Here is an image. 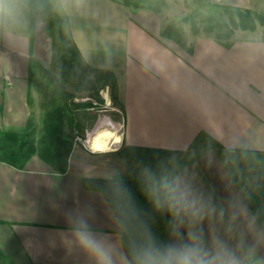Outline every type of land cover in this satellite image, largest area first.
<instances>
[{
    "label": "crops",
    "instance_id": "0c3cea01",
    "mask_svg": "<svg viewBox=\"0 0 264 264\" xmlns=\"http://www.w3.org/2000/svg\"><path fill=\"white\" fill-rule=\"evenodd\" d=\"M207 1L254 8L253 0ZM64 16L84 63L115 75L123 126L116 114L113 122L98 118L87 133L103 132L94 139L99 151L73 147L63 175L37 157L22 170L0 163V248L6 255L20 264H92L75 245L69 214L86 216L96 232L123 245L120 221L105 197L86 190L83 180L126 178L132 163L119 156L124 147L184 153L203 139L215 147L175 176L217 206H247L216 145L264 153L262 38L241 32L225 48L204 34L183 33L185 48L180 47L162 37L161 13L111 0H87L82 10ZM29 25L24 15L21 25L0 29V129L5 131L23 132L32 112L30 60L37 56L42 30L34 19L30 53ZM104 101L114 113L110 100Z\"/></svg>",
    "mask_w": 264,
    "mask_h": 264
},
{
    "label": "clouds",
    "instance_id": "9594fccd",
    "mask_svg": "<svg viewBox=\"0 0 264 264\" xmlns=\"http://www.w3.org/2000/svg\"><path fill=\"white\" fill-rule=\"evenodd\" d=\"M58 14L82 10L87 0H52ZM28 0H0V29L22 23ZM139 180L145 198L166 214L167 239L149 224L129 232L126 248L96 232L84 215L72 218L75 245L92 264H264V223L244 204L217 206L179 177L145 167ZM122 187V182H121Z\"/></svg>",
    "mask_w": 264,
    "mask_h": 264
},
{
    "label": "rangeland",
    "instance_id": "374dc122",
    "mask_svg": "<svg viewBox=\"0 0 264 264\" xmlns=\"http://www.w3.org/2000/svg\"><path fill=\"white\" fill-rule=\"evenodd\" d=\"M252 2L254 8L250 11L264 16V0ZM213 6L207 0H166L165 7L163 11L161 10L164 27L174 26L182 34H193L190 21L198 24L201 29L205 18L228 23L224 11ZM32 13L42 30L36 49L37 56L33 57V67L29 78L30 103L32 104L29 118L34 120L37 136L41 135L44 116L66 103L71 104L72 113L79 125L76 131H70L66 127L74 139L77 136L85 139L100 117L110 119L112 114H116L117 120L123 126L122 105L119 100L113 103L109 88H102L101 85L93 83V74L76 54L70 42L68 30L63 27L62 20L56 18L58 13L52 0H28L24 13L28 16V21L31 20ZM185 19L188 21H184ZM241 32L243 31L238 30L234 33L233 41L241 36ZM248 33L262 38L264 28L258 26L256 31ZM201 34L208 36L204 32ZM104 100H110L109 105L115 110L114 113L107 112ZM117 120L115 118V121ZM87 130L90 132L87 133ZM210 145L202 139L196 142L191 150L164 158L161 166L173 175L178 174L186 170ZM221 162L228 175L237 182L236 186L242 194L252 192L264 201V166L257 158L245 153L232 152L226 153ZM143 168L145 167L132 163L128 167V176L125 179H139ZM5 252L0 248V264H20L17 258H12Z\"/></svg>",
    "mask_w": 264,
    "mask_h": 264
},
{
    "label": "trees",
    "instance_id": "16d2710c",
    "mask_svg": "<svg viewBox=\"0 0 264 264\" xmlns=\"http://www.w3.org/2000/svg\"><path fill=\"white\" fill-rule=\"evenodd\" d=\"M111 1L121 3L133 10H146L154 14H160L166 4V0ZM213 7L221 8L229 22L225 23L213 18H205L204 26L201 29L198 24L190 21L193 35L197 36L204 32L223 47L230 48L234 43L233 36L236 31L254 32L258 26L264 28V16L259 13L227 6L214 5ZM56 18L62 20L63 27L69 32L70 42L73 44L76 54L82 59L70 36L66 17L57 14ZM34 19L35 15L32 13L29 25L30 53L32 52L34 41L32 37ZM184 21L188 20L185 19ZM162 37L173 40L180 47L185 48L182 33L174 26L164 27ZM262 40L264 41V35ZM32 67L33 61L30 60V73ZM89 69L94 77L93 83L101 85L102 88H109L113 103H117V81L115 75L106 70ZM66 127L70 131L79 129L70 103H66L61 108L53 110L44 116L40 137L37 136L33 118L28 119L25 130L21 133L0 129V163L22 170L33 157H37L48 164L55 173L61 175L66 174L68 171V160L74 142L73 136L66 130ZM216 148L221 161H223L226 153H232L231 151H225L220 145H216ZM177 154H181V152H168L139 147H124L119 151V156L127 162L153 169H156L158 165L161 166V161L164 158ZM245 154L254 156L264 166V153L246 152ZM234 182L235 184L237 183L235 180ZM83 187L88 191L100 192L105 197L121 223L122 243L125 248L127 246V234L138 229L143 223L149 224L152 231L161 240L168 238L166 231L168 217L166 214H158L151 203L145 198L139 179L132 178L127 180L122 177H114L112 179H85L83 180ZM242 195L248 209L252 212H257L260 215L261 222L264 223V201L252 192Z\"/></svg>",
    "mask_w": 264,
    "mask_h": 264
},
{
    "label": "built area",
    "instance_id": "2783aa9c",
    "mask_svg": "<svg viewBox=\"0 0 264 264\" xmlns=\"http://www.w3.org/2000/svg\"><path fill=\"white\" fill-rule=\"evenodd\" d=\"M91 138H92V134H88V136H87L85 139L82 138V137L77 136V137L74 139L73 147L81 146V147L84 148L86 151L92 153V152H94V151L91 150V148H90V141H91Z\"/></svg>",
    "mask_w": 264,
    "mask_h": 264
},
{
    "label": "bare ground",
    "instance_id": "6f19581e",
    "mask_svg": "<svg viewBox=\"0 0 264 264\" xmlns=\"http://www.w3.org/2000/svg\"><path fill=\"white\" fill-rule=\"evenodd\" d=\"M102 134H103V132H100V133H94V134H92V138H91V141H90V148H91V150H93V151H99V148L98 147H96V144H95V141H94V139H96V138H100L101 136H102Z\"/></svg>",
    "mask_w": 264,
    "mask_h": 264
}]
</instances>
